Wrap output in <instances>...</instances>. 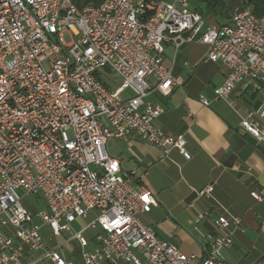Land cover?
Segmentation results:
<instances>
[{
    "label": "built area",
    "instance_id": "1",
    "mask_svg": "<svg viewBox=\"0 0 264 264\" xmlns=\"http://www.w3.org/2000/svg\"><path fill=\"white\" fill-rule=\"evenodd\" d=\"M190 5L110 0L93 11L72 9L71 0H0V264H227L222 250L233 243L231 235L210 239L194 263L141 222L139 215L157 201L107 149L111 139L136 137L191 159L182 135L155 127L164 109L148 100L182 85L163 63L166 46L204 45L208 60L226 68L213 95L200 96L205 107L229 99L238 84H264V15L250 19L247 8H237L229 23L208 26ZM110 74L123 81L115 90L103 81ZM241 128L264 145V124L245 119ZM213 191L211 185L199 194L209 198ZM31 194L45 202L36 213L41 225L23 206ZM251 197L263 201L255 191ZM92 215L72 236L86 245L82 233H96V246L81 263L45 245L43 226L59 237ZM240 224L215 221L222 230ZM26 254L36 256L23 263Z\"/></svg>",
    "mask_w": 264,
    "mask_h": 264
},
{
    "label": "crops",
    "instance_id": "2",
    "mask_svg": "<svg viewBox=\"0 0 264 264\" xmlns=\"http://www.w3.org/2000/svg\"><path fill=\"white\" fill-rule=\"evenodd\" d=\"M205 17L208 26L231 21V17L224 23L215 15ZM208 54V48L197 43L178 49L166 46L163 63L182 85L171 95L156 92L148 99L164 109L155 127L171 137L182 135L190 160L176 148L165 150L136 137L122 139L123 151L112 152L109 142L107 149L121 160L124 170H135L153 193L157 202L139 218L160 239L196 263L205 256L210 239L231 235L233 243L222 250L224 261L255 264L264 258V145L244 131L241 122L250 119L264 124V84L259 88L238 84L229 99L201 105L200 96L211 97L227 74L221 63L208 60ZM211 185L214 191L209 198L199 194ZM253 191L263 197L262 202L251 197ZM199 215L204 216L197 221ZM219 217L240 220L241 229L233 225L219 229L215 225ZM88 219L72 223L59 237L52 235L48 240L55 239L56 244L46 246L64 260L81 263L83 255L95 248L96 233H82L86 245L72 236ZM35 256L26 254L22 262L28 263ZM38 264L54 263L47 259Z\"/></svg>",
    "mask_w": 264,
    "mask_h": 264
},
{
    "label": "rangeland",
    "instance_id": "3",
    "mask_svg": "<svg viewBox=\"0 0 264 264\" xmlns=\"http://www.w3.org/2000/svg\"><path fill=\"white\" fill-rule=\"evenodd\" d=\"M193 1V0H192ZM225 7L218 13L215 14V19L219 22H223L224 21H228L229 18L233 16V14L235 13V10L237 8H241L243 5V0H223ZM194 5V3H193ZM204 21H206L207 17L204 16ZM105 79V80H104ZM103 81L106 82V84H108V86L115 90L116 88L120 87L123 83L122 79L120 77H118L115 74H110L109 78L108 77H104L103 76ZM123 96H130V92L126 91L124 92ZM112 150V152H120L123 151V149L125 148V144L123 143L122 140H118V139H111L109 140V146ZM23 206L27 209H29L33 214H34V221L36 224L41 225V220L39 217L36 216V213L42 211L45 209V202L37 196H33L32 194L27 196L23 202ZM88 221H91L92 219L95 218L94 215L88 217ZM41 236L43 238V241L45 243V245H55L56 244V240L52 239V240H48L50 237L53 238L51 231L49 230V228L47 226H43L42 230H41Z\"/></svg>",
    "mask_w": 264,
    "mask_h": 264
},
{
    "label": "trees",
    "instance_id": "4",
    "mask_svg": "<svg viewBox=\"0 0 264 264\" xmlns=\"http://www.w3.org/2000/svg\"><path fill=\"white\" fill-rule=\"evenodd\" d=\"M103 1L104 0H76V3L79 8H84V6L86 7L90 5L99 6ZM224 7L225 4L223 0H191L190 5V9L192 11L200 13L203 17L205 15H215ZM245 8L251 10L250 12H252L256 16L264 15V0H243L241 9Z\"/></svg>",
    "mask_w": 264,
    "mask_h": 264
},
{
    "label": "bare ground",
    "instance_id": "5",
    "mask_svg": "<svg viewBox=\"0 0 264 264\" xmlns=\"http://www.w3.org/2000/svg\"><path fill=\"white\" fill-rule=\"evenodd\" d=\"M110 1V0H104L101 5H97V6H84V9H90V10H93V11H100V9H103V8H106L107 7V2ZM71 7L72 9H82V8H79L77 6V3H76V0H71ZM251 10L247 9V13H249V17L250 19H257L259 18V16H256L255 14H253L252 12H250Z\"/></svg>",
    "mask_w": 264,
    "mask_h": 264
}]
</instances>
